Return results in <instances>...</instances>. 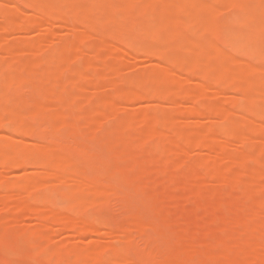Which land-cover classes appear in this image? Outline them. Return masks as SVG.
<instances>
[{
  "label": "bare ground",
  "instance_id": "bare-ground-1",
  "mask_svg": "<svg viewBox=\"0 0 264 264\" xmlns=\"http://www.w3.org/2000/svg\"><path fill=\"white\" fill-rule=\"evenodd\" d=\"M20 2L23 4L27 0L26 2L20 0ZM222 2L224 3H208L205 0H31V3L27 2L26 5L28 4L27 7L35 13V17L27 19L19 15V13L25 11L21 6H15L16 9L11 11L10 6L14 3L13 0H4L0 4V17L9 19L13 23L14 28L12 30L19 31L32 27L47 29L51 27V19L55 23L72 28L71 25L76 22H74L70 13L81 11L84 16L81 26L83 30L85 29V31H82V37L84 39L98 38L100 43L96 47L85 49L83 43L75 34L72 38L62 39L59 42L57 40V43L54 44L50 38L35 36L34 40L42 41V45L37 48H27L26 52L29 58L25 60L24 67H16L14 73H11L12 75L7 79H0V131L5 133L0 138V169L5 171L8 168L16 170L21 169L20 167L35 166L41 170L37 175L26 174L18 180L5 184L11 192V196L10 201L1 204V206L3 205L2 208L7 211L11 208V201L21 199L25 202L21 208L29 209L37 215L45 210L53 222L58 223L59 226L61 225L60 227L70 228L79 235L97 234L103 239L108 236L119 238L126 231L137 230L143 233L149 232L151 238H155L160 243L165 237V230L171 227L173 223L168 219L158 223L150 222L148 219L151 214L150 211L145 210L142 207V202L138 199V194L149 187L148 182H140L136 188L137 190L135 189L136 192L131 187L129 191L127 183L120 174L127 173V171L132 173L140 168L141 165L137 163V157L141 152H145L148 159H151V157L153 159L154 154L155 156L159 154L157 156L161 158V163H156L157 165L153 166V168L157 167L153 169L156 173L160 172L161 169L174 165L172 158L179 154V149L175 144L176 137H178L176 133L172 131L161 132L156 129L155 125L145 140H149L147 142L151 144L156 141L154 145L152 144L155 149L157 147L156 150L154 147H148L147 149L148 144L146 141L141 143L143 148L141 144L130 142L127 139V137L131 138L140 131L136 124L147 123L150 119L155 120V123H157L164 118L165 114L162 110L166 109L165 106L162 109V104H159L161 105L160 108L158 107L159 109L157 108L154 111L142 106L144 109L141 107V110L128 114L125 107L121 106L122 102L119 103L118 99L111 98L108 102V110L111 113L123 115L122 117L126 123L122 127L126 129L121 126L113 128L110 133H113L111 139H108L105 136L107 135L105 134L106 129L102 130L101 126L103 125L102 121L110 115H105V111L100 104L88 97L86 102L88 106L84 105L86 106L84 107L82 105L83 107L78 108L73 100H61L64 92L74 90L79 86L74 81L76 78L75 73L73 74L75 78L72 74L71 77L73 78L70 75L69 80L66 78L70 74L67 73L69 61L66 56L71 53L91 52L90 54H94L92 56L105 61L113 55L112 51L117 49L114 46L115 43L113 44L110 40L109 42L112 44L107 42L106 44L103 41L111 38L119 42L118 49L122 51L129 50L136 54L142 53L151 61H157V63H153L151 70L143 71L144 73L137 79L135 77L138 83L133 80V77L132 79L128 77L121 78L120 83L124 88L122 90L123 101L137 99L154 102L158 99L165 101L163 105H166V101L172 102V99L176 96L181 98L183 96V99L186 98L185 101L190 102L191 105L188 110L183 109L180 112L181 114H190V111L198 112L200 109L207 108L215 114L213 119L210 118L212 122L218 123L220 118L224 119L229 116L228 111L223 108L222 104H235L236 99L232 93H243L252 101L251 104L244 105V109L256 118H264V0L263 2L260 0H225ZM149 10H151L150 17L147 18L145 16ZM225 10L232 11L233 16L223 21L224 18H220V13L225 12ZM185 14L189 15L191 22H197L200 25L198 33L195 32L194 27L185 21ZM218 33L219 35L222 34L221 38L223 37L228 42L231 49L227 51L215 42L214 36ZM12 48L15 51L22 49L20 45H14ZM1 51L0 58L1 55L10 51V47L4 46ZM238 53H244L246 58L244 56L239 58ZM45 54L58 56L55 62L45 66L41 60V56ZM181 58L187 60L186 67H184L191 71L190 77L188 76L183 80L178 79L175 75L168 76L163 72L165 67ZM93 60L90 57L86 62V67L94 65ZM11 66V64L0 62V71L10 69ZM32 67L37 68L35 74L42 75V77L43 69H47L51 75L44 79V82L41 80V84L37 85L31 80L33 73L30 70H32ZM116 71L117 69L114 68L109 74L113 73L112 76H114ZM254 73L259 75L246 80L235 78L238 74ZM107 74L105 72L103 77H106ZM201 77L207 81L203 79V82L204 80L205 82L200 81L199 84L197 80ZM195 81L198 83V87L185 91V85ZM213 81L218 82L221 86L218 89V101L207 99V93L213 89L212 87L215 84ZM92 82H94V86L98 82L97 88H99L101 83L99 80H93ZM24 83L30 84L29 86L34 88L27 98V95H23L15 87ZM89 84H91L89 86H92V83ZM256 94L257 96H255ZM57 101L60 103L57 108L46 106L47 102L56 103ZM125 113L129 116H125ZM180 113V116L174 113L170 116V120L181 118ZM82 116L86 117L88 126L83 134L77 136L74 144L61 141L59 137V140H57V135L61 131L74 127L76 121ZM30 117H38L39 119L28 120ZM214 118H217L216 121ZM129 120L134 121L128 124L127 121ZM212 122L211 124H213ZM253 123L258 128L261 125L256 120ZM97 126L100 128V132ZM212 126H202L201 124L189 135H182L181 137L192 145L191 147L194 150L195 148H197L196 150H202H199L200 153L204 150L208 151V156L199 155L204 164L219 165L225 163L227 166L237 165L239 168L234 170L231 176H226L220 181L222 187L216 184L214 189H210L208 188V182L201 179L195 183L189 192L197 196L199 202L203 205L214 195V192L217 193L218 197H222H219V201L222 200L220 203L218 202V213L208 212L209 214L206 213L208 218L203 217L204 219L207 218V221L219 220L220 226L217 227L218 229L213 228L219 231L217 240L231 239V245L233 246L232 248H230L231 245H226L228 247L218 246L217 242L215 247L197 245L195 240L198 232H196V235L195 231H198V227L194 223L196 226H192L196 228L192 227L194 230L189 231L191 234L189 233L190 235L187 238L190 242L189 247L186 248L188 253L184 259L191 258L193 260L191 264H207V259L220 260L221 262L219 261L217 264H264V213H262L263 207L261 205L264 195L256 196L258 198L254 199V197H251L254 195L239 196L236 193L238 188L245 187L242 176L248 173L254 155L251 152L228 153L224 156L219 154L218 149L223 148L224 138L217 134L218 139L213 141L206 139L204 134ZM108 131L107 129L109 134ZM16 137L21 139H16ZM26 138H37L42 144L37 143L31 146L26 140H22ZM246 139L243 132H240L237 136L239 143L245 142ZM150 140H153V142ZM122 143L123 145H121ZM117 144L123 146L122 153H124V156L121 157L130 159L129 162H132V164H129L132 166L130 167L128 161H126L127 159L123 158L128 166L118 169L117 173L119 175L116 173L113 175L110 166L112 165L110 164L111 161L98 155L100 151L112 147L110 145ZM155 151L162 154L155 153ZM197 153L199 152L197 151ZM193 162L199 163L198 160ZM258 163L264 166V161H258ZM156 179L154 181L159 182ZM183 180V177L178 178L179 182H183ZM155 184L157 187L158 183ZM159 184L161 187L158 186L156 190L165 195L177 183L175 181H165L164 183L159 182ZM123 185H126V187ZM177 185L187 188L184 186L185 183ZM228 186L231 187L227 191ZM38 188H41V190ZM232 188L235 189L236 194L233 191L230 192V190H233ZM227 194L228 196L225 198ZM85 195H92V197L88 200ZM112 196H118L116 198H120L126 209V215L122 218L124 220H121L122 222H118V224L109 221L112 220L110 217L107 219V217L102 218L95 214V211L105 206ZM250 197L253 199L251 200ZM228 198L232 200H226ZM234 200L240 206H237ZM241 200H244V202L246 200V202L242 203ZM59 201L64 204V208H56ZM209 204L210 207L213 206V202ZM236 206L237 209L240 208L237 214L235 213L237 211ZM232 207H235V209ZM76 208H78V212L74 211ZM221 208H224L223 210H226V212H221ZM85 210H91L94 213L84 215ZM240 210L244 213L239 215ZM227 211L229 212L227 213ZM87 214L89 213L87 212ZM4 215L2 214L4 219L1 220H6L7 216ZM226 216L230 219L227 220ZM204 221H202V224ZM206 223L205 221L203 225ZM184 227L186 230L188 229L186 226ZM102 229L105 231H100ZM181 234L185 235V231L182 230ZM205 234L211 235L208 229ZM160 244L158 246H161ZM169 244L167 243V248L170 246L175 248L176 246L173 240H169ZM132 250V243L128 241L123 250L117 249L112 253L120 258L122 264H125L131 259ZM108 252L109 250L104 247L93 245L88 254L80 253V255H77L75 263L86 264L87 260L101 262ZM164 257L165 259H163L167 264H184V260L181 258L172 260L171 254ZM154 261L151 260L148 264H154Z\"/></svg>",
  "mask_w": 264,
  "mask_h": 264
},
{
  "label": "rangeland",
  "instance_id": "rangeland-1",
  "mask_svg": "<svg viewBox=\"0 0 264 264\" xmlns=\"http://www.w3.org/2000/svg\"><path fill=\"white\" fill-rule=\"evenodd\" d=\"M24 1L26 2V0ZM205 1L208 3L223 4L224 2L222 1L225 0H205ZM260 1L263 2V0ZM3 2L4 0H0V4H2ZM13 2L14 3L12 4V6H10L12 9L11 11H14L16 9L15 6L19 5L22 7L23 11L25 10L24 12L19 13V15L22 18L33 19V16L35 17V13L31 12V10L27 7L28 4L26 5L27 2L31 3V0H27V2L23 4L22 2H20V0H13ZM150 11L151 10H149L148 13H146L145 17L147 18L150 17ZM231 12L232 11L229 10L228 11L225 10V12L223 11L222 13H220V18H224L223 21H226L227 19L231 18V16H233L232 15L233 12L232 13ZM70 14H71L70 16L74 19V22H76L75 24L71 25L73 29L70 27H65L63 24L60 25V23L59 24L55 23L53 19H51L52 22L51 27L47 29L32 27L30 29L15 31L12 30L14 28L13 23L9 19H2L0 17V54L2 52L1 50L4 49V46L10 47V51H7L6 54L2 53L4 56L1 55L0 62H4L6 64L12 65L10 69H5L0 71V79L1 80L7 79L10 75L14 73L16 67L18 68L24 67L25 60L29 58V55L26 52L27 48H37L42 45L43 43L42 41L34 40L35 36H39L42 38L44 37L50 38L51 42H53L54 44L57 43V40L59 42L62 39H69L72 38L75 34L76 36H78L81 43H83L85 49L96 47V45L100 43L98 38L96 39L90 37L88 39H84L82 37V31H85V29L83 30L82 29L83 27L81 26L84 17L83 13L81 11H72ZM184 18L187 23H189L192 27H194L195 32L197 31L199 32L200 25L197 22H191L188 14H185ZM221 36L222 34L219 35V33L218 35L214 36V39H216L215 42L221 48L228 51L229 49H231V47L229 46L228 42H226L223 39V37L221 38ZM109 40L113 44L115 43L114 46L117 47V49H114L112 51V54L114 56L111 55V57L106 59L105 61L92 56L94 54H90L91 52L90 53L80 52L77 54L71 53L66 56V58L69 61L67 65V73L68 72L70 73L67 75L66 78L69 80L68 78L69 75L71 77V74L72 76H74L73 74L75 73L76 78L74 76L75 78L74 81L79 86H77L74 90H67L66 92H64L63 98L61 100L62 101L73 100L75 102L76 107L78 108L82 105L83 106L86 105L88 97L92 98L94 101L100 104L103 110L105 111V115H110L105 120L102 119L104 121H102L103 125L101 126L102 130L106 129L105 134L107 135L105 136H107L108 139H111L110 137L113 133L112 134L110 133L113 130V128L116 127L118 128L120 126L122 127L126 123L125 119L122 117L123 115H118L117 113H111L108 110V102L110 101L111 98L118 99L119 103L122 102L121 106L125 107L128 114L133 113V111L135 112L137 110H141L143 107L148 108L151 111H154L159 106H161L159 104H162L161 108L165 106L166 109L162 110L163 113L165 114L164 118H162L157 123H155V120L150 119L147 123L144 122V123L136 124L138 126V130L140 131L134 134V136L131 138L127 137V139L130 142H134L137 144H141L144 141L147 142L149 140H145V139H147L148 133L152 131V128L155 125H156L155 126L156 129H158L161 132L172 131L176 133L178 137H176L175 144L179 149V154L176 157L172 158L174 165L172 167L161 169L160 172L156 170L158 171V173H156L153 169H156L157 167L153 168V166L157 165L156 163L158 164L161 163L160 162L161 158L157 156L159 154H156V156L154 154L153 159L152 157L151 159H148V155L145 152H141L140 155L137 157V161H138L137 163L141 165L140 168H138L135 172L132 173H129L127 171V173H122L120 174V176L127 183V187L129 191L131 188L135 190L139 186L140 182L143 181L148 182L150 188L148 187L146 190L145 189L142 190L140 194H138L139 196L138 199H140V201L142 202V207L145 208V210L150 211L151 214L148 217L150 222L158 223L162 220L168 219L173 223V225L168 229H166L164 233L165 234L164 238H166L168 242L166 239L163 238L164 241L162 242L163 240L162 239L160 241L161 243L160 244L157 242L155 238H151L149 232L143 233L137 230L126 231L119 238H115V236H111V237L108 236L107 237L108 239L107 238L103 239L102 237H99L100 235L97 234L79 235L78 233H76V231L67 227H60L61 225L59 226L58 223L56 224L55 222H53L52 219L49 217L48 212H46L45 210H42V212L39 215H37L35 212L29 209L21 208L22 205L25 203L24 200L21 199L11 201L10 202L11 208L6 211L2 208L3 205L1 206V204L5 201H10L11 192L5 186V184L9 182L11 183V181L13 182L15 180H18L26 174L33 176L37 175V173L40 172L41 170L40 168L37 169L35 166L26 167V168L20 167L21 169H16V170L14 168H13L14 170L8 168V170L5 171H2L0 169V264H74L75 257H77V255H80V253L88 254L90 250H92L93 245L104 247L106 248V250H109V252L107 255L104 256V260H102L101 262L87 260L86 264H122L120 258L118 256L113 255L112 251L117 249L123 250L128 241H131L132 243L133 253H131L130 256L131 259L125 264H148V262L149 261L151 262V260L157 261V262L154 261V264L155 263L167 264L164 260L165 259L164 256H167L168 254H171L172 260H174L175 258H181L184 260L183 261L184 264H191L193 260L191 258L184 259V257L188 253L186 251V248L189 247V242H190L189 238H187L188 235L191 234L189 231H193L194 229H192V227L196 225H197L196 227H198V231H195V234L196 232H198V235L196 234L197 236L195 240V242H197V245H204L206 247H215L216 242L218 243V246L231 245L232 244L231 239L226 238L221 241L217 240L219 231L216 230L218 229L217 227L220 226V221L219 220L207 221L208 215L206 216V213L217 212V208H219L218 202L220 203V201L222 200L220 199L219 201V197L221 196L218 197V195H216L217 193L214 192V195H212L210 199L208 200L206 199L207 203L203 205L202 203L199 202L197 196L192 195L189 192V190L195 185V183L199 182L201 179H204L208 182V188L210 189H214L216 187V184L219 187H222V185H220V181L226 178V176H231L233 171L239 168L237 165L227 166L225 163H220L219 165L204 164L202 162L203 159H201L199 155H202L204 157L205 155L208 156L207 154L208 151L204 150L203 152H201L202 153L201 154L200 151L202 150L200 149H199L200 151L196 150L197 148H195V146L193 145L196 150L195 151L193 147H191L192 145L188 144L186 141L182 139L181 137L182 135H189L195 129H197V127H199L201 124L202 126L213 125L210 130L204 133L206 139L216 141L218 139V137L216 136L217 134L221 135L224 138L225 143L223 148L218 149L219 154H222L224 156L228 153L240 154L243 152H251L254 155L253 156L254 160L251 162L248 173L242 176V182L244 183L245 187L238 188L236 190L237 191L236 193L239 196L254 195L251 196L254 197V199L264 195V166L258 163V161H264V118H256L244 109V105L246 104L249 105L252 103V101H250V99H248L243 93H237V94L234 93L235 95L232 93L233 97H235L236 99V103L222 104L223 108L228 111L229 116L224 119L220 118V121L218 123L212 122V119L215 116V114H213L211 110L207 108L203 110L200 109L198 112L190 111V114H181L180 112L183 111V109L188 110V107L191 105L189 104L190 102L187 103L188 101L187 102L185 101L186 98L183 99V96L182 98L180 96L178 97L176 96L174 99H172V102L166 101V105H163L165 104V101H160L158 99L154 100V102L149 100H137V99H130L123 101L122 90H124V88H122L123 86L120 83L121 78L123 79V77L124 78L128 77L132 79L133 77V80L136 83H138L135 80V77L137 79V77L139 78V76L142 73H144L143 71L146 72L148 70H151V68L153 67V63L155 62L157 63V61L154 62L151 61L146 55L142 53L136 54L129 50L122 51L118 49L119 42L114 41L111 38L110 39L107 38L103 41L109 44L110 43ZM14 45H20L22 49H18L15 51L12 48ZM238 54L237 55L239 58L240 57L243 58V56L244 58H246L244 53H238ZM57 56L58 55H54V54H45L41 56V60L45 64V66H48L51 63L55 62ZM90 57L91 59H94L93 61L95 63L94 65H90L86 67V62L87 60H89ZM186 62L187 60L184 58L176 60L175 63L165 67L163 72L168 76L175 75L178 77V79L185 80L189 75H191L190 74L191 71L185 69ZM114 68L117 69V71L114 72L115 74L114 76H112L113 73L109 74V72H112ZM36 70L37 68L32 67V70L30 71L33 73L31 75V80L37 85L41 84L40 83L41 80H43L44 82V79L48 78L51 75L47 69H43V77H42V75L40 76L38 74H35ZM105 72L108 73L109 75L107 74L106 77H103ZM258 75H259L258 73L238 74L235 76V78L246 80L249 78H254ZM201 78L197 80L199 84L200 81L204 83L206 80L205 78L202 79ZM203 79H205L204 82ZM91 80L92 81L99 80L101 82L100 86L98 84L99 88H97L98 82H96L94 86L93 84L95 81L92 82ZM197 82L195 81L194 82L195 84L191 83L185 85L186 88L185 91L193 90L196 87H198ZM213 82L215 84L212 87L213 89H211L210 92L207 93L208 95L207 99L210 101L213 100L218 101L219 100L217 99L219 96L218 89L221 88V86H219L220 84H218V82L216 81ZM89 83H92V86H89L91 85ZM149 84L151 83L149 82ZM29 85L30 84L24 83L22 85L15 87L16 90H18L20 93H22L23 95H27L26 96L27 98L30 96L29 94L34 89L31 88ZM252 95H254V93H252ZM255 96H257V94ZM46 106L47 107L52 106L57 108L58 106H60V103H58V101L56 103L47 102ZM174 113H177L178 115L180 113L181 118L179 119L172 118L170 120V116L174 115ZM124 115L129 116L126 113ZM29 119H39V118L30 117L28 118V120ZM215 119L217 118H214V120ZM254 120L259 121L261 123L259 128L256 127L255 124L253 123ZM133 121L134 120H129L127 121V123L129 124ZM211 122L213 124H211ZM87 126H88L87 119L85 116H82L76 121L74 127L61 131V133L57 135V140L60 139L61 141H65L69 144H74L77 140L76 139L77 136L83 134ZM97 129L99 131L100 128L97 126ZM107 129L109 130L108 131L109 134L107 133ZM234 132L237 133L238 135L240 132L245 133V136L247 138L246 141L239 143L237 141L238 135H236ZM4 135L5 133L3 131H0V138ZM16 139H21V138L16 137ZM22 140H26L29 144H31V146L36 145L37 143L42 144L40 140H37V138H31V139L26 138ZM35 140L38 142H36ZM151 142H153V140ZM155 142H153L152 144L154 145ZM119 144L114 146L110 145L112 147L109 148L107 147V149L100 151L99 155L97 154L101 158L105 159L106 157V159L108 158L107 160L111 161L110 164L112 165L110 166L112 167L111 172L113 175L114 173L119 175L117 173L118 169L122 167L125 168L126 166L130 165L129 163L132 164V162H129L130 159L121 157L124 156L123 155L124 153H122L123 146H121L123 145V143L121 145ZM147 144L148 145L150 144V146L148 145L147 147L145 146L147 149L148 147H154L155 149V146H153L150 142L149 143L147 142ZM142 145L143 144H141V146ZM166 147L168 148L167 145ZM197 151L199 153H197ZM156 152L162 154L161 152L155 151V153ZM82 155L86 156L85 154ZM123 158L125 160L127 159L126 161H128V165ZM194 160H198L199 163L193 162ZM151 164L153 165L151 166ZM131 166L132 165H130V167ZM180 177L181 178L183 177L184 179L183 182L178 181V178ZM154 179L158 180L160 183L162 182L164 183L165 181H175V183L177 184L185 183L184 186H186L187 188L174 184L173 188L169 190L167 194L162 195L160 194L162 192H158L159 190L158 191L156 190L157 187L160 186V184L157 181L155 182ZM107 181L110 182L109 180ZM155 183H158L157 187ZM124 187H126V185ZM230 187L231 186H228L227 191L229 190ZM38 189L41 190V188ZM232 189L233 190H230V192L233 191V193H235L234 192L235 189L234 188ZM136 190L134 192H136ZM227 196L228 194L226 195L225 198H227ZM85 197L86 199L89 200L92 197V195H85ZM116 197L118 196H112L109 199L110 202L108 201V203L105 206L97 209L95 211V214L102 218L107 217V219H109L108 217H110L112 220L114 219V221L112 220L109 221L118 224V222H122L124 220V219L122 220V218H124L126 215L125 214L126 209L124 203L120 200V198L117 199ZM243 198L245 199V197ZM229 199L231 198H228L226 200ZM252 199L253 198H251V200ZM241 201L242 203L246 202V200L245 202L244 200ZM211 202H213V206L210 207L209 203ZM58 203L59 204L56 207L57 209L64 208L63 206L64 204H62L60 201ZM238 205L240 206V204ZM261 205L263 207L262 213H264V199L261 201ZM196 207H198L199 209L197 210L194 209ZM232 208L235 209V207ZM223 209L222 210L218 209V210H220L221 212L222 211L226 212V210ZM239 209H237L236 212L234 210L233 211L237 214ZM74 211L78 212V208H76ZM85 211H87L89 214H87V212ZM85 211H84L85 213L83 212L84 215H91L92 213H94L91 210L90 211L85 210ZM229 211H227V213ZM241 213L242 211L239 213V215ZM2 214H5L7 216L6 220H1L2 218L4 219V217H2ZM232 214L234 215V213ZM203 216L207 218L204 219ZM228 219H230V217L229 218L227 217V220ZM204 220L207 222L205 225H203L205 223ZM202 221H204L203 224ZM228 222L230 223V221ZM190 223L191 225H189ZM184 226H186V228H188L189 230L188 229L186 230ZM214 227H216L217 229L216 230L213 229ZM207 229L210 231V234L212 236L205 234ZM182 230L185 231V235L181 234ZM100 231H105V230L102 229ZM169 240L170 241L173 240L175 242L176 244L175 248H173V246L167 248L168 247L167 243L169 244ZM159 244L161 246H158ZM164 245L166 246L164 247ZM232 246L233 245H231L230 248H232ZM219 261L220 260L212 261L211 259H207L206 263L217 264Z\"/></svg>",
  "mask_w": 264,
  "mask_h": 264
}]
</instances>
